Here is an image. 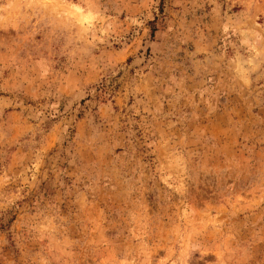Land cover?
<instances>
[{
    "label": "rangeland",
    "instance_id": "374dc122",
    "mask_svg": "<svg viewBox=\"0 0 264 264\" xmlns=\"http://www.w3.org/2000/svg\"><path fill=\"white\" fill-rule=\"evenodd\" d=\"M0 264H264V0H0Z\"/></svg>",
    "mask_w": 264,
    "mask_h": 264
}]
</instances>
